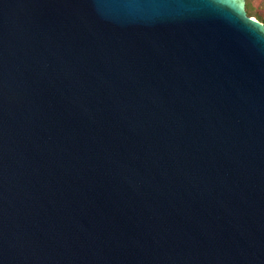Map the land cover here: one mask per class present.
<instances>
[{
  "label": "water",
  "instance_id": "95a60500",
  "mask_svg": "<svg viewBox=\"0 0 264 264\" xmlns=\"http://www.w3.org/2000/svg\"><path fill=\"white\" fill-rule=\"evenodd\" d=\"M0 264H264L246 0H0Z\"/></svg>",
  "mask_w": 264,
  "mask_h": 264
},
{
  "label": "rangeland",
  "instance_id": "374dc122",
  "mask_svg": "<svg viewBox=\"0 0 264 264\" xmlns=\"http://www.w3.org/2000/svg\"><path fill=\"white\" fill-rule=\"evenodd\" d=\"M250 1L253 3V6H254L253 11L255 13H254V16H250L249 14H248V16L253 17V18L257 19L258 21H260L258 19V15H261L264 18V0H250ZM246 6H247V0H246ZM246 11H247V8H246ZM262 23L264 24V22H262Z\"/></svg>",
  "mask_w": 264,
  "mask_h": 264
},
{
  "label": "trees",
  "instance_id": "16d2710c",
  "mask_svg": "<svg viewBox=\"0 0 264 264\" xmlns=\"http://www.w3.org/2000/svg\"><path fill=\"white\" fill-rule=\"evenodd\" d=\"M247 12L250 16H254V11H253V3L250 1V0H247ZM256 17V16H255ZM258 19L261 21V22H264V18L261 16V15H258Z\"/></svg>",
  "mask_w": 264,
  "mask_h": 264
}]
</instances>
